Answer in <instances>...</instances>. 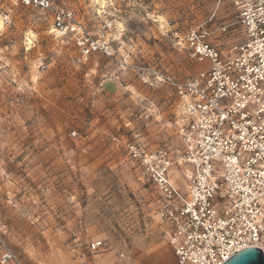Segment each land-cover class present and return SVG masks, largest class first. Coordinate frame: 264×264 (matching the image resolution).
I'll list each match as a JSON object with an SVG mask.
<instances>
[{"label":"rangeland","instance_id":"1","mask_svg":"<svg viewBox=\"0 0 264 264\" xmlns=\"http://www.w3.org/2000/svg\"><path fill=\"white\" fill-rule=\"evenodd\" d=\"M63 1L95 38L112 40L114 53L83 59L49 33V17L30 8L14 9L2 26L0 238L20 264H177L156 215L158 197L124 151L136 141L177 155V97L132 67L176 79L203 69L167 31L204 17L212 3ZM234 12L229 1L219 8Z\"/></svg>","mask_w":264,"mask_h":264},{"label":"built area","instance_id":"2","mask_svg":"<svg viewBox=\"0 0 264 264\" xmlns=\"http://www.w3.org/2000/svg\"><path fill=\"white\" fill-rule=\"evenodd\" d=\"M210 1L204 17L167 31L203 69L176 79L149 66L132 67L177 97L182 148L175 157L165 146L124 145L137 176L158 197L156 215L177 264H224L247 248L264 255V0ZM227 1L235 12L219 14ZM18 7L49 17V33L71 43L83 59L113 56L112 40L95 38L65 1L0 0L2 26ZM101 245L92 242L88 249ZM0 264H20L1 238Z\"/></svg>","mask_w":264,"mask_h":264},{"label":"water","instance_id":"3","mask_svg":"<svg viewBox=\"0 0 264 264\" xmlns=\"http://www.w3.org/2000/svg\"><path fill=\"white\" fill-rule=\"evenodd\" d=\"M224 264H264V255L259 249L247 248L229 258Z\"/></svg>","mask_w":264,"mask_h":264},{"label":"bare ground","instance_id":"4","mask_svg":"<svg viewBox=\"0 0 264 264\" xmlns=\"http://www.w3.org/2000/svg\"><path fill=\"white\" fill-rule=\"evenodd\" d=\"M96 1H97V0H96ZM98 3H99V4H102L103 2H98ZM98 3H97V4H98ZM101 8H102V6H101ZM99 9H100V8H99ZM98 13H101V12L99 11ZM163 21H164L163 18H160V19H159V22H160V23H164ZM117 26H118V25H117ZM1 28H2V25H1V23H0V31H1ZM117 30H118V29H117ZM117 33H118V32H117ZM119 33H120V32H119ZM28 37H29V36H28ZM28 41H29V40H28ZM31 41H32V39H31ZM29 42H30V41H29ZM27 43H28V42H27ZM29 45H30V44H29Z\"/></svg>","mask_w":264,"mask_h":264}]
</instances>
